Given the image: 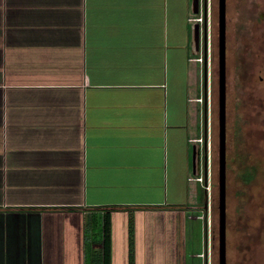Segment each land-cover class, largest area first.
<instances>
[{"label": "crops", "instance_id": "0c3cea01", "mask_svg": "<svg viewBox=\"0 0 264 264\" xmlns=\"http://www.w3.org/2000/svg\"><path fill=\"white\" fill-rule=\"evenodd\" d=\"M202 6L0 0V264H213Z\"/></svg>", "mask_w": 264, "mask_h": 264}, {"label": "rangeland", "instance_id": "374dc122", "mask_svg": "<svg viewBox=\"0 0 264 264\" xmlns=\"http://www.w3.org/2000/svg\"><path fill=\"white\" fill-rule=\"evenodd\" d=\"M210 2L206 142L212 198L208 226L214 247L209 262L219 264L218 0ZM226 51L227 264H264V0H227Z\"/></svg>", "mask_w": 264, "mask_h": 264}, {"label": "water", "instance_id": "95a60500", "mask_svg": "<svg viewBox=\"0 0 264 264\" xmlns=\"http://www.w3.org/2000/svg\"><path fill=\"white\" fill-rule=\"evenodd\" d=\"M205 3V24L203 31L201 24L194 26V42L197 51H201L202 43L207 53L208 19ZM201 0H193V10L200 12ZM218 27H219V264H227V199H226V66H227V0H218ZM207 66L205 67V82L207 83ZM196 161H201V151L195 152ZM198 159V160H197ZM205 161L208 165V146H206Z\"/></svg>", "mask_w": 264, "mask_h": 264}, {"label": "built area", "instance_id": "2783aa9c", "mask_svg": "<svg viewBox=\"0 0 264 264\" xmlns=\"http://www.w3.org/2000/svg\"><path fill=\"white\" fill-rule=\"evenodd\" d=\"M202 3V0H201ZM204 7L202 6V12L199 15H196L194 17L191 18V20L196 24V23H200L201 24V30L203 31L204 29V24H205V17H206V13L204 11ZM210 17H211V7H210V0H208V7H207V19H209L210 21ZM195 60L199 61V62H203L204 61V54L202 53V56L200 55L197 58H194ZM197 141H203L202 138L198 139ZM198 181L201 182H205L206 185V189L208 190V192L211 190V179L209 178V176L207 175L206 177L204 176H198L197 178H195ZM212 207H211V203H208V207L205 210H201L199 214H195V216L198 219L203 220L204 222H206V250L202 253H200V257L202 258H209L211 255V247H212V236L211 233L209 231V226H210V220H209V216H210V211H211ZM209 225V226H208ZM211 238V240H209Z\"/></svg>", "mask_w": 264, "mask_h": 264}, {"label": "flooded vegetation", "instance_id": "af4514ba", "mask_svg": "<svg viewBox=\"0 0 264 264\" xmlns=\"http://www.w3.org/2000/svg\"><path fill=\"white\" fill-rule=\"evenodd\" d=\"M210 7H211V2H210ZM212 21V20H211ZM211 34L209 36V32H208V39H207V53H203L204 54V63L203 64H206L207 67H208V57L209 55L211 54V47H212V42H211ZM227 48V47H226ZM202 49L204 50L203 52H205V46H204V43H202ZM210 51V52H209ZM207 71H208V68H207ZM206 83V82H205ZM208 84V79H207V83H206V86ZM211 96V93L209 94V98ZM228 92H227V66H226V167L228 168V160H227V109H228ZM219 101V100H218ZM207 138V137H206ZM210 156V155H209ZM209 164H210V158H209ZM251 170L249 171V175L248 178L251 179L253 177V171H252V168H250ZM247 178V177H246ZM247 179V180H249Z\"/></svg>", "mask_w": 264, "mask_h": 264}]
</instances>
